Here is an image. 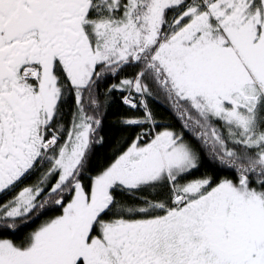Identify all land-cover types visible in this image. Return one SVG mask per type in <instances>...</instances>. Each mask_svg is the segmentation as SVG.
Instances as JSON below:
<instances>
[{
	"label": "snow or ice",
	"instance_id": "6c2138e0",
	"mask_svg": "<svg viewBox=\"0 0 264 264\" xmlns=\"http://www.w3.org/2000/svg\"><path fill=\"white\" fill-rule=\"evenodd\" d=\"M0 264H264V0H0Z\"/></svg>",
	"mask_w": 264,
	"mask_h": 264
}]
</instances>
